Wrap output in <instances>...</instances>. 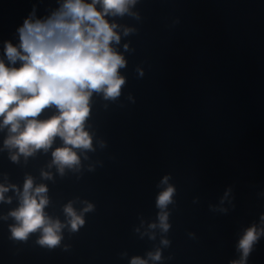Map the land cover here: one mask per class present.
I'll return each instance as SVG.
<instances>
[{"label":"clouds","instance_id":"9594fccd","mask_svg":"<svg viewBox=\"0 0 264 264\" xmlns=\"http://www.w3.org/2000/svg\"><path fill=\"white\" fill-rule=\"evenodd\" d=\"M139 0H55L56 6L37 15L34 5L22 23L16 28L17 42L3 41L0 57V133H5L0 152L7 151L13 163L25 161L38 153L51 155L48 168L55 167L63 177L66 170L80 171L81 156L95 151L94 133L88 123L93 112L95 96L104 101L115 102L122 95L126 77L121 69L127 67L124 53L129 45H123L122 37H128L136 29L118 22L125 16L139 20L133 11ZM139 75H143L138 70ZM46 118H41L46 113ZM59 140V146L54 145ZM103 146V145H101ZM42 180H53L50 171L41 170ZM164 176L160 184L168 185L156 197L158 210L156 220L146 229H134L141 239H156L161 235L160 245L148 251L146 257L133 256L130 264H159L164 259L162 248L171 241L166 234L171 229L169 205L174 204L176 189ZM0 183V204L17 206L0 220L11 219L8 225L10 239L26 242L32 234H38L36 243L41 247L55 249L61 245L65 228L76 233L85 224L86 213L94 211V205H85L79 211L74 201L62 206L64 220L53 216L47 209L51 205L46 183H37L25 174L22 187L8 182L4 174ZM231 190L225 191L221 203ZM220 211L226 213L227 209ZM143 225V221L141 222ZM264 238V213L258 223L246 227L240 236L236 251L239 259L230 264H247L254 246Z\"/></svg>","mask_w":264,"mask_h":264}]
</instances>
